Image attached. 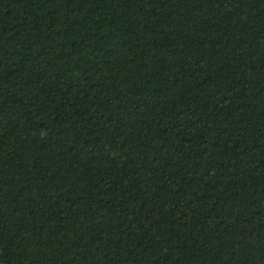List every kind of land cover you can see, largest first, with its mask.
<instances>
[{
    "label": "trees",
    "instance_id": "obj_1",
    "mask_svg": "<svg viewBox=\"0 0 264 264\" xmlns=\"http://www.w3.org/2000/svg\"><path fill=\"white\" fill-rule=\"evenodd\" d=\"M0 264H264V0H0Z\"/></svg>",
    "mask_w": 264,
    "mask_h": 264
}]
</instances>
